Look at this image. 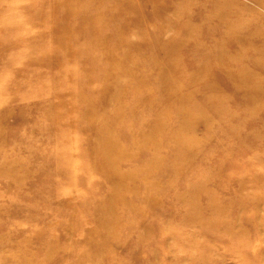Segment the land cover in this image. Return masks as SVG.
Wrapping results in <instances>:
<instances>
[{
    "label": "rangeland",
    "instance_id": "obj_1",
    "mask_svg": "<svg viewBox=\"0 0 264 264\" xmlns=\"http://www.w3.org/2000/svg\"><path fill=\"white\" fill-rule=\"evenodd\" d=\"M120 1L0 0V264H264V0ZM120 25L137 72L167 68L187 104L184 123L158 115L163 176L126 155L122 185L91 169L80 101L103 112ZM103 114L123 133L155 117Z\"/></svg>",
    "mask_w": 264,
    "mask_h": 264
},
{
    "label": "bare ground",
    "instance_id": "obj_2",
    "mask_svg": "<svg viewBox=\"0 0 264 264\" xmlns=\"http://www.w3.org/2000/svg\"><path fill=\"white\" fill-rule=\"evenodd\" d=\"M148 2H153L155 15L161 12L163 6L157 0H123L116 4L122 8L121 12L124 13L125 11L135 9L137 7L136 3L141 7L142 4ZM117 15L108 17L111 24L118 20L116 19ZM118 27L120 32L116 37L118 38L117 41L113 46H105L98 53L100 58L107 61L105 70L111 73V75L104 74V78L108 82L107 86L102 87L97 93L96 99L99 101L103 112L96 111L94 104L89 102L85 95L80 98V101L85 104V115L89 117L87 128H89L90 136L86 152L87 154L91 152L98 153V156L90 164L91 169L97 175L109 178L112 183L122 185L129 184V182L133 181V178H127L130 173L121 169V165L126 161L125 159L128 160L126 155L129 157H139V155L150 153L143 171L144 175L152 176L155 174L158 178L163 176L164 169L163 167L160 168V153L162 149L161 132L169 128V121L171 120L168 117H160L158 115L160 111H166L168 115L174 113L176 118L184 123L187 121V114L184 113L187 104L183 106L181 103L178 95V87H176L175 80L173 78L170 79L167 74V68L163 67L155 69L154 71L150 70V72H137V68L132 61L131 52H139L141 49L140 45L127 41V28L123 27V25ZM91 35H95L94 30L85 32L82 38L83 40H87L91 38ZM108 37V34L104 36L105 41L103 42L105 44L109 41ZM120 53L123 54L121 55ZM118 56L120 57L118 58ZM124 81H131L134 86H124L121 84ZM149 82L158 85V89L155 91L145 90L144 86ZM119 93L121 95H118ZM128 97L132 99V102H128ZM160 103L162 104L160 105ZM111 106L114 107V113L122 118L133 116L141 108L149 107L153 116H155L152 121H149L150 131L140 133L134 128H131L126 133H123L117 130L112 126V120L103 114ZM172 138L176 143H180L183 139V134L176 133ZM124 139L130 145L128 149L121 148ZM149 184L157 186L155 182H150ZM98 215L99 209L95 211V217H98ZM114 228L115 223L113 225Z\"/></svg>",
    "mask_w": 264,
    "mask_h": 264
}]
</instances>
